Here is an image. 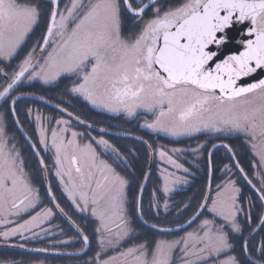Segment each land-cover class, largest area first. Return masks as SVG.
Here are the masks:
<instances>
[{"label": "snow or ice", "instance_id": "obj_1", "mask_svg": "<svg viewBox=\"0 0 264 264\" xmlns=\"http://www.w3.org/2000/svg\"><path fill=\"white\" fill-rule=\"evenodd\" d=\"M51 4L46 33L23 56L18 70L4 72L0 101L10 102L11 111L15 112L21 97L13 93L22 81L42 79L48 83L69 75L75 77L70 92L97 108L129 117L137 115V110L153 113L155 118L143 125L153 131L173 137L200 132L243 134L257 157L253 167L259 169L256 175L260 187L248 179L239 161L236 166L259 193L264 209V78L241 83L258 71L264 72V0H182L171 6L161 0H70L63 12L59 11L60 0H51ZM40 18L35 0H0V59L11 61L20 56L21 46ZM238 25L244 26L240 29L242 38L232 35ZM230 44L239 47L233 50ZM37 51L41 54L39 60ZM36 120L40 123L38 143L54 155L53 169H48L39 156L40 150L32 145L42 170H54L75 207L89 211L99 222L95 229L99 249L92 264H242L233 255V234L245 231L251 209L241 204V189L235 180L217 185L215 196L205 197L187 219V228L175 221L183 235L168 239L175 229L151 224L160 238L141 241L128 211V181L99 158L92 142H79L78 137L86 138L82 133L71 131L70 139L65 136L69 121L56 120L57 125L64 126L57 131L45 129L39 114ZM76 120L87 123L79 116ZM6 129L4 115L0 114V224L16 225L0 232L5 242L13 236L23 237L24 232L38 236L34 229L52 216L50 208L40 207L38 189ZM98 143L114 161L126 162L120 150L107 140L101 137ZM147 147L152 149L151 145ZM224 147L235 156L228 145ZM158 156L176 171L188 173L163 148L158 150ZM161 176L164 194L172 192L174 185L187 183L185 177L176 176L167 168ZM160 199L168 211L167 200L164 196ZM153 207L158 209L159 201L150 203L147 212L139 206L136 211L143 217ZM189 207L175 205L177 213ZM25 213L30 218L22 223L10 219ZM260 219L264 222V215ZM77 230L87 246L89 236L78 226ZM247 249L245 240L242 251ZM258 250L261 260L253 258L251 264H264V240ZM109 251L114 254L109 255ZM0 264L17 262L7 260Z\"/></svg>", "mask_w": 264, "mask_h": 264}, {"label": "trees", "instance_id": "obj_2", "mask_svg": "<svg viewBox=\"0 0 264 264\" xmlns=\"http://www.w3.org/2000/svg\"><path fill=\"white\" fill-rule=\"evenodd\" d=\"M182 1V0H181ZM35 2L39 5L40 10L42 11V18L39 22V24L36 26L34 31L31 33V35L28 37V40L24 45L21 46L20 50V56L16 58V61H21L23 56H25L29 51H31L32 47L36 44L37 41L41 40V37L46 33V24L48 20V12H50L51 4H48L44 0H35ZM161 2H168L167 4L169 6L177 4V2H169V1H161ZM150 15V12H149ZM129 26V25H128ZM128 26H126L125 31H128ZM72 80L68 79H62L55 83V85L52 86H43L39 83H35L32 86L23 88L22 91H19L16 96L28 94L31 96H38L42 99H46L47 101L59 105L62 109H67L68 111L75 114V112L72 111L73 107L74 109H77L78 107L83 108L82 110L91 111L92 115L89 114V116H83L81 113H78L75 116H79L81 120L86 121L87 123H91L92 125L101 128L102 126L106 127L110 131H124L130 134H134L137 137L147 141L148 145L152 146V151L156 150V148L162 147L165 151L169 153V155H172L174 159H178L179 163L183 164L185 168H187L189 171L188 173L183 172V170L176 171L172 168L171 165L167 163V161H161L160 158L156 155L153 159V166L151 169V175L148 179L146 189L143 193V200H142V209L144 211H148L150 203L155 204L156 201H159V208H161V211L159 210V214L156 215L154 213L155 207L152 208L151 212H148L147 215L143 216L144 219L149 222L150 224H155V222L162 217H165V219H170L172 216H177L178 218L182 217L183 221L182 223H187V219H190L191 216L194 214L197 206L201 204L205 197V192L207 190L208 186V180H209V160L208 155L211 147L217 142L216 140H211V144L209 148L204 152L202 159L200 158L197 160V164L191 165L190 163H186L183 161L182 157V151L179 153L172 152V149H180V150H188L194 149V147H197L199 143H202L205 141V138L202 136L189 138L188 140H169L165 139L164 137H160L158 135H146L147 133L144 131H141L139 128V125H137V122L133 123H127L125 120L118 119L117 128L114 126V122L109 121L104 116H96V113L92 111V109L89 108V105L79 100V98H74L70 92ZM28 109H32V112L35 109H39L42 113L46 115L51 116H63L62 113H60L57 109L50 107L48 104L41 103L37 100H31V99H23L21 101H18L15 106V114L17 115L18 122L21 125L23 131H25L26 135L29 136L32 141L35 143L37 142L35 139L36 136V128L35 125L31 124L30 122V115L28 114ZM6 112H7V118L9 123V129L10 133L15 134L20 138L21 147L24 149V167L27 169L28 173L34 180V185L37 187L38 190H40L42 193L45 194L48 192V189H46L45 180H44V173H47V177L49 178L50 182V188L52 190H55L54 183L52 181L51 177V171L42 170L41 165L39 163V158L35 156L33 150L31 147H29V144L26 140V138L22 135V133L19 130L18 125H16V122L14 120L13 115L11 114V105L10 103L6 106ZM79 112V111H78ZM96 118V119H94ZM138 127V128H137ZM119 128V129H118ZM121 129V130H120ZM136 130V132H135ZM92 133L97 134L98 136H101L99 133L92 131ZM114 140L113 142L116 143V146L119 147V150L124 156L129 159V162L131 164L132 170L124 168L121 171V175L128 181V207L130 211V218H132L134 226H136V232L140 237V240H147L148 242H151L155 239H158L160 237V233L154 231L151 228H147L138 218L137 214V202H138V193L142 187V183L146 177V172L149 168V161H150V152L147 149V146L145 143H142L139 140L136 139H117L112 137L111 140ZM117 139V140H116ZM223 140V139H220ZM218 140V141H220ZM229 143V141L227 140ZM241 143V141H240ZM121 146V147H120ZM229 146L232 148L233 152L235 153L237 159L241 160V164L243 165V161L245 158L244 151H237L235 148H233L232 143L229 144ZM134 151V152H133ZM133 153V154H132ZM190 156V155H189ZM43 159L45 161V164L47 165L48 169H50V161L48 157L43 156ZM212 182L213 186H217L222 183L223 178L226 177V173L221 175V171L223 168H225L226 164H229L230 166L233 165V160L231 159V154L228 150L221 148L216 150L212 156ZM157 161V162H156ZM225 161V163H224ZM156 164L158 168H156ZM245 165V164H244ZM250 166V164H249ZM162 167V168H161ZM167 168L168 171L175 172L176 176L185 177L187 179V183L185 184H177L172 186L173 191L164 194L163 193V178L161 176L162 171ZM172 169V170H171ZM155 193V195L153 194ZM164 196L169 204L168 211L164 210L163 204L164 200H161L160 197ZM47 197V196H46ZM45 197V198H46ZM47 199V198H46ZM184 204L190 205L189 208L185 209L183 213H177L175 209V205H181L183 207ZM257 204V203H256ZM259 211L261 210V202L258 201V204L256 205ZM180 226V225H178ZM92 229V228H91ZM190 229V228H188ZM86 231L87 229L84 228ZM252 230V228H246L244 231V235L241 237H233V243L235 244V252L233 255H236L238 259L242 261V264H251V260L246 256L245 252L242 251V247L244 244V241L246 240V236L248 233ZM181 232H183L181 230ZM181 232H173L172 235L181 234ZM140 242V241H137ZM259 243L257 244L255 237L248 243V255L252 256L254 259L259 261L261 260V255H257Z\"/></svg>", "mask_w": 264, "mask_h": 264}, {"label": "flooded vegetation", "instance_id": "obj_3", "mask_svg": "<svg viewBox=\"0 0 264 264\" xmlns=\"http://www.w3.org/2000/svg\"><path fill=\"white\" fill-rule=\"evenodd\" d=\"M161 1H170V0H161ZM61 2H62V0H60L59 11L62 7ZM48 4H51V3H48ZM38 55L40 58V55H41L40 52H38ZM35 56H36V54H35ZM13 62L18 67L19 61H16V58H14ZM13 70H18V69L15 68ZM65 78L68 80H74L75 81V77L69 76V75L62 76L56 81H60V80L65 79ZM5 79L6 78L4 76L3 83L5 82ZM19 86H20V84L17 85V87H19ZM72 86H73V81L71 82V87ZM71 87H70V89H71ZM14 94L15 93H13V95ZM71 94L75 97H78L79 100H82L79 95L76 96L75 93L74 94L71 93ZM87 103H89V102L87 101ZM3 104H4V101H0V109L2 108ZM88 105H89V108L92 109V111H94L99 116L102 115L106 119H108L109 121L114 122V124H115L114 126L117 128V121H118V119H116V118H118L117 113H112V112H108L106 110L97 108V107L93 106L91 103H89ZM71 108H72V111L75 112L76 115L79 112H81L83 109L81 107H78L77 109H74L73 107H71ZM59 112L62 113L64 120L69 121V125H68L69 131H68V133L65 134V136L67 138H71L70 137L71 131H76L78 133H82L83 136L86 138L78 137L79 142L81 144L92 142L93 146L96 149V152L103 154L102 156L100 154H98L99 158L102 160H105L109 164H111L112 167L115 168L118 173H120V175H121V171L126 167H127V169L132 170L129 159L126 158V162L114 161L110 157L109 152L104 148L103 145H100L98 143V141L102 137L103 139L107 140L111 145H113L115 148L119 149V147L116 146V143L113 142L114 140L113 139L111 140L112 137L117 138V139L125 138V139L133 140V139L138 138L136 135L130 134V133H127L124 131H113V130L110 131L109 129H107L104 126H102L101 128H98V127L92 125L91 123L82 124V123L77 122L74 119V118H76L74 113L67 111V114H65V113L61 112L60 110H59ZM68 113H71L72 115H69ZM125 115L126 114H124V116ZM136 116L137 115H135L134 117H136ZM134 117L130 118V120H131L130 123L134 122V120H135ZM81 121H83V120H81ZM135 121H137V123H138L137 125H139V128L141 131H143V132L145 131L147 134H150L149 130L147 128L143 127L144 124H142V121L138 122V119H136ZM89 125H92L98 129H102L103 131L97 132L94 129L88 127ZM62 127H64V126L63 125H59V126L56 125V127H53L52 129L59 131ZM92 131L99 133L101 136H98L97 134L92 133ZM109 132L119 133L121 135L125 134L126 137L117 136V135H114L112 133L109 134ZM24 133H25V131H24ZM36 134H37V130H36ZM230 135H231V138L217 141L214 144V145H218L216 150L221 149V148L228 150L227 148L224 147V145L229 146V144L232 143V146H233V148H235V150H237V151L243 150L244 151V156L246 159H244L243 165H242L240 163L241 160L237 159L238 157H236V155L234 157L231 155V159L233 160V163H232L233 165H231L230 170L232 173L234 172L235 175H234V177H233V175H231V173L229 175H226V177L223 178L221 184H224L229 179L236 181L237 187H239L241 189V196H240L241 204L243 205V207L245 209H251V213H250L251 218H250V220H247L246 228H252V229L256 230L257 227L260 226V224H261V226L259 227V229L256 232L254 230V231H251V234L248 233V235L246 236V240L249 239L248 240V243H249L255 237L257 244L259 243V246H260L261 241L264 240V231H261V228L264 227V222H262L260 219V217L262 215H264V209L261 208V210L259 211V209L257 208L256 205L258 204V201H259L258 200L259 193H257L256 190L247 182V180L244 178L243 173H240L238 170V167L236 166V161H239V167L244 168L245 173H247L248 179H250L252 181V183L255 184L257 187H260L259 179L256 175V172L259 171V169L253 167V164L257 160V157L253 154V151L250 148L249 144L246 142L243 134L232 133ZM48 136H49V143H50L51 142V132L50 131L48 133ZM165 136H168V135L166 134ZM28 138H29V136H28ZM93 138H95V139L93 140ZM30 140H31L32 144H36L37 149L40 150L39 156L43 155L45 157H48L49 161L51 162V164L53 166V161H54L53 152L47 151V153H46L43 150L44 149L43 144H39L38 141L35 143L32 141V139H30ZM227 140L229 141V143L227 142ZM240 141H241V143H240ZM27 142H28V140H27ZM28 144H29V142H28ZM29 147H31L35 156L38 157L37 154L35 153L34 149L32 148V146H30V144H29ZM147 149L150 152V156L151 155L155 156V152L150 150L148 147H147ZM123 156H124V154H123ZM224 163H225V161H224ZM249 164H250V166H249ZM41 168H42V166H41ZM156 168H158L157 165H156ZM223 170H224V168L221 171V175H223ZM226 172H224V173H226ZM45 176H46V178H48L46 172L44 173V180L46 179ZM51 177H52V181H53L54 186H55V190L48 191L45 194L47 197L44 196V193H42L40 190H38V192H39V197H40V201H41L40 207L44 208V209L50 208L52 210V216L47 218L46 220L42 221L41 227L34 229V231L38 233V236H33L32 232H24L23 237H27V239H24L22 236L18 235V236L10 237L7 240V242H5V239L3 236H0V261L12 260V261H16L17 264H92V258L96 255V253L99 249V243H98L99 235L95 232V229L97 228V223L95 220H93V218L92 219L89 218V216L91 215L89 211L86 210V211L82 212L78 208L75 207L71 198L67 195V192L64 190V185L60 182L59 178L55 176V173H52ZM48 181H49V178H48ZM33 182H34V180H33ZM49 184H50V182H49ZM60 184H62L63 187H60ZM221 184H219V185H221ZM45 185H46V181H45ZM35 188H37V187L35 186ZM46 189H47V187H46ZM215 191H217V187L215 188ZM126 193H128V187L126 189ZM249 201H251V204L249 203ZM57 205H58V207H57ZM60 209H63L64 211L61 212ZM159 210L161 211V208ZM159 210L155 207L154 213L156 215H158ZM31 214H35V212H32ZM83 216H86V218L83 219L84 218ZM29 218H30V214H27V213L22 214V216L20 218L10 217V219L15 220L17 223H22L24 220H27ZM240 220H241L242 224L245 223V218H244L243 213H241ZM15 226H16L15 224H7V225L0 224V232L6 231L9 228H12ZM77 226L79 227V229L83 230L84 234L89 236V244L87 246L83 245V242L80 238V235L78 234ZM84 228L87 230L85 231ZM246 228H245V230H246ZM243 235H244V232L242 234H233V237L236 238V237H241ZM135 242H137V241H135ZM19 245H24V247H19ZM82 248L84 249L83 251H81ZM38 249H47V251H37ZM258 249H259V247H258ZM247 253H248V249H247ZM108 254L111 255L114 253L109 251ZM256 254L261 255L259 250L257 251ZM260 255L258 257H260ZM103 258H106V257H103ZM252 259H253V257H252ZM256 261H259V259Z\"/></svg>", "mask_w": 264, "mask_h": 264}, {"label": "rangeland", "instance_id": "obj_4", "mask_svg": "<svg viewBox=\"0 0 264 264\" xmlns=\"http://www.w3.org/2000/svg\"><path fill=\"white\" fill-rule=\"evenodd\" d=\"M171 1H173V2H177V3H180V2H182L181 0H170L169 2H171ZM144 2L145 3H148L149 2V0H144ZM162 3H166V2H162ZM168 3V2H167ZM166 3V4H167ZM65 5H69L70 6V0H62V2H61V9H60V11L61 12H63L64 11V6ZM51 8H52V4H51ZM51 8H50V11H51ZM41 11V10H40ZM151 14V13H150ZM48 15H50V12H48ZM42 16H43V14H42V11H41V18H42ZM44 17V16H43ZM41 18H40V20H41ZM40 22V21H39ZM39 24V23H38ZM36 28V26L34 27V29ZM128 28H130V25L128 26ZM34 29H33V31H34ZM32 31V32H33ZM31 32V33H32ZM31 33H29V36L31 35ZM28 36V37H29ZM28 37H27V39H28ZM27 39H26V41H27ZM26 41H25V43H26ZM24 43V44H25ZM23 44V45H24ZM38 52L39 51H37L35 54H36V59H38L39 60V55H38ZM14 59L13 60H11V61H7V60H3V59H0V84L1 85H3L4 83H3V78H4V72H8V73H11L12 71H14L13 69H18V67H17V65H15L14 64ZM43 61H41V63H42ZM2 80V81H1ZM73 82H74V80H72ZM58 81H52V82H48V83H45L42 79H35V80H31V81H28V80H25V81H22V83L20 84V86L19 87H17L19 90L18 91H15L14 93V96H16V94L19 92V91H22L23 90V88H26V87H29V86H32L33 84H35V83H39V84H41V85H45V86H52V85H55V83H57ZM0 90H2V89H0ZM74 94V93H73ZM73 96V95H72ZM76 96H78L77 94H76ZM74 98H78V97H75V96H73ZM81 97V99L84 101V102H86L87 103V100H85L82 96H80ZM21 101V100H20ZM10 103V102H9ZM87 104H89V103H87ZM6 106H7V104H3V106H2V108L0 109V114H3L4 115V118H5V122H6V124H7V129H6V131H7V133H8V136L9 137H12V138H14L13 140H11L10 142H12V143H15L16 144V147H17V149L20 151V153H21V155H22V157H24V148L23 147H21L22 145H21V142H20V138L18 137V136H16L15 134H13V133H10V129H9V123H8V118H7V112H6ZM79 113H81V115H83V116H89V114H91L92 115V113H91V111H87V110H82L81 112H79ZM29 114V113H28ZM40 115L41 117H42V123H43V127L45 128V129H52L53 127H56V123H54L56 120H59V119H63V116H51V115H46V114H44V113H42L39 109H35L33 112H31L29 115H30V122H31V124H33V125H35V128H36V130H37V134H36V136H35V139H36V141H39V127H40V123L39 122H37V120H36V116L37 115ZM121 114V113H120ZM120 114H117L118 115V118H116V119H122V120H125L128 124L130 123V118L131 117H129L127 114L124 116V113H122L121 115ZM139 114V115H138ZM96 116H99L98 114H96L95 115V117ZM138 116V117H137ZM137 116L136 117H134L135 118V120L137 119V118H139L138 119V122H141L142 121V124H144L145 123V121H148V122H151L155 117H153V116H155L153 113H148V112H146L145 110H137ZM152 116V117H151ZM97 118V117H96ZM96 118H94V119H96ZM98 119V118H97ZM64 120V119H63ZM100 120H101V118H100ZM100 120L98 119V121L100 122ZM134 120V122H137V121H135ZM53 121V122H52ZM117 124H119V123H117ZM59 126V125H58ZM146 128V127H145ZM148 129V128H147ZM149 130V132H150V134H146V135H158V136H160L161 137V134H162V137H164L165 139L167 138V139H169V140H173V141H177V140H188L189 138H193V137H198V136H202L203 138H205V141H203L202 143H199V145L197 146V147H194V149H198V151H196V152H193L192 150H193V148L192 149H188V150H182V159H183V161H185L186 163H190L191 165H193V164H197V160H199L200 158L202 159V157H203V154H204V152L209 148V146H210V142H211V140H216V141H218V140H220V139H229V138H231V135L229 134V133H208V132H200V133H195V134H193V135H191V136H176V137H173V136H170V135H168V136H165L166 134L165 133H163V132H158V131H153V130H151V129H148ZM135 132H136V130H135ZM229 134V135H228ZM70 139V138H69ZM35 142V141H34ZM200 145H202V147H199ZM211 147V146H210ZM160 148H162V147H160ZM159 147L158 148H156V155L158 156V150L160 149ZM207 148V149H206ZM212 148V147H211ZM211 150V149H210ZM46 153H47V151H45ZM210 152V151H209ZM98 154H100L101 156L103 155L102 153H98ZM175 154V153H174ZM190 155V156H189ZM159 157V156H158ZM23 160H24V158H23ZM157 162V161H156ZM157 165V164H156ZM198 165V164H197ZM226 166H227V168H226ZM49 167H50V169H53V166H52V164L50 163V165H49ZM26 169V168H25ZM229 169H231V166L229 165V164H227V165H225V168H224V170H223V174H225L224 172H226V175H229L230 173H231V175H233V177H234V172L232 173L231 172V170H229ZM172 170V169H171ZM27 171V170H26ZM51 173H55L54 172V170L53 171H51ZM228 179V178H227ZM211 182H212V180H211ZM34 184V183H33ZM50 185V184H49ZM34 187H35V185H34ZM60 187H63L62 186V184H60ZM208 188V187H207ZM215 188H216V186L214 187L213 186V182H212V187H211V190H210V196L209 197H214L215 196ZM207 191V190H206ZM206 193V192H205ZM207 194V193H206ZM206 194H205V196H206ZM205 198V197H204ZM127 200H128V196H127ZM202 203V202H201ZM127 206H128V201H127ZM128 211H129V207H128ZM129 214H130V211H129ZM84 218L83 219H85L86 218V216H83ZM89 218H93V220H95L96 221V223H97V227L99 226V222L96 220V218L95 217H93V216H89ZM131 219V218H130ZM177 220H179V221H183V219H182V217H180V218H178L177 216L175 217V216H172L170 219H165V217H162V218H159L156 222H155V224H158L159 226H161V227H166V228H176V227H181V226H178L179 224H177V223H175V221H177ZM193 227H195V225H193ZM189 231L191 230V229H188ZM184 234V232H181V234H177V235H172V234H169L168 236H167V238L168 239H175V238H178L179 236H181V235H183ZM161 236V235H160ZM160 238V237H159Z\"/></svg>", "mask_w": 264, "mask_h": 264}, {"label": "water", "instance_id": "obj_5", "mask_svg": "<svg viewBox=\"0 0 264 264\" xmlns=\"http://www.w3.org/2000/svg\"><path fill=\"white\" fill-rule=\"evenodd\" d=\"M46 2H48V3H51V0H45ZM244 26H242V25H238L237 26V28L236 29H234L233 30V32H232V35L233 36H236L237 38H242V37H240V29L241 28H243ZM229 47L231 48V49H235V48H237V47H239V45H236V44H230L229 45ZM260 78H264V72H261V71H258L256 74H254L253 76H250V77H248V78H246L244 81H241V83H244V84H246V83H251V82H255L257 79H260ZM20 97H21V99L20 100H23V99H31V100H37V101H39V102H41V103H46V104H48L50 107H52V108H54V109H57V110H60L61 112H63L62 111V108H60V107H57V105H54L53 103H51V102H49V101H47L46 99L44 100V99H42L41 97H38V96H36V95H34V96H31V95H28V94H23V95H20ZM20 100H18V101H20ZM17 101V102H18ZM16 106V105H15ZM63 113H65V114H67V112H63ZM11 114L13 115V117H14V120H15V122H16V125H18V127H19V130H20V132L22 133V135L24 136V137H26V139L28 140V142H29V144H30V146H32L33 144H32V142H31V140H29V138H28V136H26V134L24 133V131H23V129H22V127H21V125L19 124V122H18V118H17V115L15 114V112H13V111H11ZM73 118V117H72ZM75 120H76V118H74ZM77 121V120H76ZM77 122H79V121H77ZM80 123V122H79ZM82 124H84V123H82ZM89 127V126H88ZM90 128H92V129H94V130H96L97 132H102V129H98V128H95L94 126H92V125H90ZM114 134V135H117V136H123V137H126V135L125 134H119V133H114V132H109V134ZM138 138H136V140H137ZM139 141H141L142 143H144V142H146V141H143L142 139H138ZM145 145H148V143L146 142L145 143ZM218 147V145H216V147H212L211 148V150H210V153H209V156H208V160H209V171H210V174H209V180H208V182H209V184H208V188H207V191H206V196L205 197H209L210 196V190H211V187H212V182H211V180H212V175H213V171H212V160H211V155H212V153L216 150V148ZM33 148V147H32ZM34 149V148H33ZM34 151H35V153L37 154V151H36V149H34ZM38 156V155H37ZM149 163H150V165H149V168H148V170H147V172H146V177H145V179H144V181H143V183H142V187H141V189H140V191H139V193H138V202H137V206H139L140 208H142L141 207V205H142V200H143V193H144V191H145V189H146V184H147V182H148V179H149V177H150V173H151V169H152V165H153V156L151 155L150 156V161H149ZM244 175V174H243ZM45 178H46V176H45ZM45 181H46V187H47V189H48V191H51L52 189H50V186H49V181H48V178H46L45 179ZM202 203H203V201H202ZM138 218H140V220H141V222L147 227V228H151L150 227V223L148 222L147 223V221L144 219V217H141V216H139L138 215ZM183 226L185 227V228H187V223H185V224H183ZM260 226H261V224H260ZM260 226H258L257 227V229L255 230V232L259 229V227ZM151 229H153V228H151ZM173 229H175V231H173V232H180L181 231V227H176V228H173ZM154 231H156L155 229H153ZM157 232V231H156ZM172 232V233H173ZM250 238V237H249ZM249 239H247V241H248ZM245 254L247 255V256H249L248 255V253L247 252H245ZM249 259L252 261V257L251 256H249Z\"/></svg>", "mask_w": 264, "mask_h": 264}]
</instances>
